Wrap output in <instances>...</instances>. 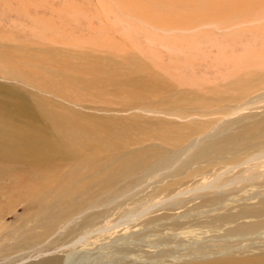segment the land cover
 Listing matches in <instances>:
<instances>
[{
	"label": "rangeland",
	"instance_id": "rangeland-1",
	"mask_svg": "<svg viewBox=\"0 0 264 264\" xmlns=\"http://www.w3.org/2000/svg\"><path fill=\"white\" fill-rule=\"evenodd\" d=\"M101 1L0 0V264L263 253L264 214L245 213L262 208L264 175L237 173L255 161L191 156L222 134L264 138V44L248 23L160 32ZM244 222L261 225L236 230Z\"/></svg>",
	"mask_w": 264,
	"mask_h": 264
},
{
	"label": "bare ground",
	"instance_id": "bare-ground-1",
	"mask_svg": "<svg viewBox=\"0 0 264 264\" xmlns=\"http://www.w3.org/2000/svg\"><path fill=\"white\" fill-rule=\"evenodd\" d=\"M111 1L112 2L109 5H111L113 8L115 6L114 9L119 8V10L123 14L122 17L133 16L136 18H144L145 21H147L149 24H152L153 25L152 27L155 28L157 31L160 30V32L162 30V31H168V32L171 31L169 33H172V31L174 30L176 32H180L185 35V34H191V33L196 34L197 32H200V31H203L204 34L207 32L211 34V33H216V32L219 33V31H229L226 34L228 36V34L231 33L230 32L231 29L233 28L235 29V27L237 28L241 24L243 26V23H248V25L246 24L247 26L244 24L245 26H243V28L241 29H244L246 31L249 30L251 36L249 32L247 35H249L251 38L260 40V42L264 44V0H149L148 5L146 3V0H111ZM102 3L104 2L101 1V4ZM191 3L196 4V6H189V4ZM102 5H105V4H102ZM107 9L105 8L106 12L110 10V8L108 10ZM110 12L111 14H113L112 10H110ZM115 14L113 15L115 16ZM126 14H129V15H126ZM169 20L175 21L176 27L172 26L168 22ZM239 32H240V29H236V31H234L233 33L237 34ZM214 35L215 34H212V38L214 37ZM231 36L233 35L231 34ZM238 39L240 40L242 39V37ZM242 41H244V39ZM211 43L212 42H210V44ZM248 45L250 44L248 43ZM245 48L247 51V47ZM21 109L24 110L29 115H35V112L32 111V109L26 103L21 105ZM225 135L226 134L224 135L222 134L220 136L208 138L206 140L193 144L194 151L196 152V155L200 158V160L193 157V154L191 156V159L193 161H205L207 160V158L209 157L211 153H217L218 149H225L234 154H238L241 151H243V153H246V154L248 153V154L244 155V157H241L240 155L234 160H231L233 161L232 169L242 166V165H246V164L248 165L250 161L252 162L255 161V163H252V164L249 163V166L246 165L247 166L246 169L245 168L241 169L237 173L247 170L249 172L248 174L246 173L247 180L262 177L264 175V172H262L263 170L261 171L262 173L261 174L260 172L255 171V168H258V166L264 163L263 161L264 147L261 148V145H260V143L263 142L264 138L262 137L259 138L255 136V132L253 133L248 132L246 134L240 133L242 138H238L237 134H229L227 136ZM262 135H264V132L261 134V136ZM252 145H257V147H253ZM251 149H253L254 151L249 152V150ZM38 159L40 160L41 158H38ZM261 159L262 161H257ZM231 161L230 163H232ZM250 168H252V171L250 170ZM99 173H103L105 175V172L103 170L99 171ZM216 179L214 180L216 181ZM222 179L220 180L222 181ZM232 181H230V183ZM236 181H239V180L237 179ZM206 183L207 182H205V185ZM212 184L213 183H211V185ZM213 186H215V184ZM166 187L167 186H164L163 189H165ZM204 188L202 187V189ZM196 193L197 192H195V194ZM211 198H214V197H211ZM261 203H262V206H261L262 208L260 207L257 209L252 208L253 210H249V211L247 210L248 212L245 214L248 217L252 215H257V214H258L257 217H261L264 214V199L261 201ZM95 214L96 216L100 215V213H95ZM230 215L231 216L229 217V219L232 221L235 218V215H232V214ZM217 218H220V216ZM226 218L223 217L224 219L223 221H226ZM219 220H221V218ZM259 225H261L260 222H255L251 224H246L244 222V224H240L239 226L235 228L238 231L249 232V231L258 229L260 227ZM98 230L104 231L105 229L99 228ZM100 233H103V232H100ZM83 236L84 234L82 235V238H80V240L83 239ZM228 251L229 249L226 250L224 253H222L223 254L222 256H218V257L214 256L212 258H205L201 261L196 260V261H193L191 263H186V264H264V252L252 258L238 259L234 256H231V254H226L228 253ZM219 252H222V251H219ZM62 262L57 258H46L38 263H31V264H61Z\"/></svg>",
	"mask_w": 264,
	"mask_h": 264
}]
</instances>
